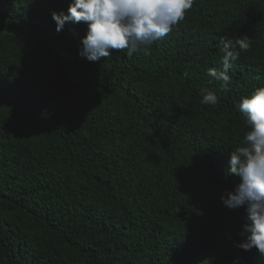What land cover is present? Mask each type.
I'll list each match as a JSON object with an SVG mask.
<instances>
[{"label": "trees", "instance_id": "trees-1", "mask_svg": "<svg viewBox=\"0 0 264 264\" xmlns=\"http://www.w3.org/2000/svg\"><path fill=\"white\" fill-rule=\"evenodd\" d=\"M69 2L0 0V264H264L221 200L236 106L264 85V0H197L149 55L98 62L78 55L85 24L56 31ZM244 34L222 92L207 71Z\"/></svg>", "mask_w": 264, "mask_h": 264}, {"label": "clouds", "instance_id": "clouds-1", "mask_svg": "<svg viewBox=\"0 0 264 264\" xmlns=\"http://www.w3.org/2000/svg\"><path fill=\"white\" fill-rule=\"evenodd\" d=\"M196 4L197 0H70L67 10L52 12V20L57 32L68 23L85 24L78 55L98 62L114 50L129 58L137 52L149 55L151 46L172 34ZM218 46L222 69L210 68L207 75L219 82L220 91L229 92L230 69L250 50L252 38L246 34L224 37ZM219 102L214 91L201 92V104ZM236 107L247 130L240 145L231 147L226 170L239 177V182L226 189L221 200L230 210L243 208L245 212L243 230L238 233L242 239L234 241V247L248 252L256 249L264 256V85L242 95Z\"/></svg>", "mask_w": 264, "mask_h": 264}]
</instances>
